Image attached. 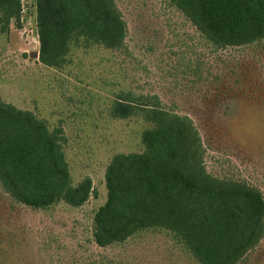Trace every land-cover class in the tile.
I'll return each instance as SVG.
<instances>
[{
	"label": "rangeland",
	"instance_id": "374dc122",
	"mask_svg": "<svg viewBox=\"0 0 264 264\" xmlns=\"http://www.w3.org/2000/svg\"><path fill=\"white\" fill-rule=\"evenodd\" d=\"M35 2L23 0L8 27L0 17V99L60 132L72 185L89 178L94 194L79 208L59 202L33 210L0 185V264H198L163 229L94 244L105 169L115 155L142 153L141 134L152 127L141 111L127 119L109 111L120 94L156 96L192 120L208 175L264 198V40L217 47L170 0H114L126 25L121 49L79 40L62 66L47 67L39 60ZM240 264H264V237Z\"/></svg>",
	"mask_w": 264,
	"mask_h": 264
},
{
	"label": "trees",
	"instance_id": "16d2710c",
	"mask_svg": "<svg viewBox=\"0 0 264 264\" xmlns=\"http://www.w3.org/2000/svg\"><path fill=\"white\" fill-rule=\"evenodd\" d=\"M23 0H0L8 27ZM214 46L240 47L264 40V0H170ZM39 60L65 63L71 42L118 50L126 25L114 0H36ZM140 101L142 104H137ZM137 111L151 124L141 134L142 153L112 157L104 174L106 201L94 214L99 248L135 232L163 229L185 245L198 264H240L264 237V198L244 183L208 175L192 120L162 107L156 96L118 95L109 114L127 119ZM59 131L0 99V185L15 202L45 210L59 202L83 206L93 195L84 178L72 185Z\"/></svg>",
	"mask_w": 264,
	"mask_h": 264
}]
</instances>
